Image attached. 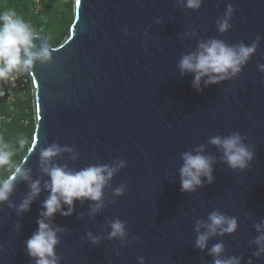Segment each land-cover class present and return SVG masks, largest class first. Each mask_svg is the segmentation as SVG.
I'll return each mask as SVG.
<instances>
[{
  "label": "water",
  "instance_id": "obj_1",
  "mask_svg": "<svg viewBox=\"0 0 264 264\" xmlns=\"http://www.w3.org/2000/svg\"><path fill=\"white\" fill-rule=\"evenodd\" d=\"M233 6L224 33L217 20ZM74 19L63 42L53 48L43 33L36 50L47 45L51 59L34 62L30 80L35 132L22 161L29 180L17 178L9 200L0 202V264H36L26 241L49 196L41 150L61 151L48 167L80 171L90 166L119 168L104 189L103 207L74 201L71 215L57 212L59 264H213L209 250L223 243V258L264 264L256 256L255 225L264 223V0H202L199 9L184 0H74ZM256 52L236 76L219 83L193 85L181 74V58L210 39L252 45ZM239 133L254 158L244 170L231 169L212 137ZM34 144V146H33ZM203 146L214 180L194 192L181 191L183 153ZM39 181L41 191L30 210L19 205ZM126 185L124 194L115 189ZM9 205H12L11 207ZM67 211V206H63ZM219 211L235 217L237 230L216 234L207 247L195 246L196 222ZM126 222L127 237L109 239V225ZM201 231L205 229L201 228ZM88 233L99 238L93 244Z\"/></svg>",
  "mask_w": 264,
  "mask_h": 264
},
{
  "label": "clouds",
  "instance_id": "obj_2",
  "mask_svg": "<svg viewBox=\"0 0 264 264\" xmlns=\"http://www.w3.org/2000/svg\"><path fill=\"white\" fill-rule=\"evenodd\" d=\"M202 0H184V6L189 9H199ZM233 12V6L227 5L225 17L217 20V28L221 33L226 32L230 27L229 20ZM38 33L32 25L26 22L21 16L10 8L0 9V82L7 83L15 80L18 73H31L34 62L39 60L47 62L51 59L50 50L47 45H41L36 50L34 40L38 39ZM259 37L250 46L240 43L233 46L222 40L210 39L201 42L195 52L184 55L179 62L181 74L192 73L194 75L193 85L197 91H201V81L204 85L219 83L230 79L241 72L242 67L249 61L256 52ZM260 71H264V64L258 65ZM2 94V93H0ZM245 137L239 133H233L226 137H212L209 143L217 146L223 152L224 162L229 168L244 170L249 167L254 158V153L249 145L244 143ZM25 143L20 140L21 146ZM34 146V144H33ZM61 151L72 152L71 148L61 149L56 145L41 150L42 163L45 165L43 171L50 177L44 187L49 191L48 198L43 203V211L40 219L37 220L38 228L33 235L25 242L27 253L34 258L36 264H59L60 257L56 255L55 249L59 244L58 233L63 229L53 227L49 222L59 212L63 216L72 214L74 201L85 199L93 201V214L98 212L103 205L104 189L119 168L125 166L121 161L115 166L101 165L90 166L80 171H70L66 167H48L51 158ZM203 146L192 152L183 153V166L180 168L181 191L194 192L203 185L206 179L209 184L214 180L212 164L213 158L205 156ZM14 152L8 141L0 139V168H7L12 161ZM17 178L29 180L27 170L22 164H17L6 177L0 178V202L9 200L14 190ZM126 185L115 189V195L124 194ZM41 191L40 182L30 184V192L19 205L17 214L30 210V205ZM10 207L12 205H9ZM67 206V211L63 210ZM109 239H120L123 241L128 233L126 222L116 219L109 225ZM238 222L235 217H229L219 211H213L208 216V222H196L198 233L195 246L201 250L207 247L210 237L220 234H232L237 230ZM201 228L205 231H201ZM256 231L260 233L255 243L258 247L256 256L264 253V223L255 225ZM88 238L93 244L99 242V238L88 233ZM225 251L223 243H217L209 250V255L214 257L213 264H241L240 258H223ZM139 264H144V258L140 257ZM251 264V261H249Z\"/></svg>",
  "mask_w": 264,
  "mask_h": 264
},
{
  "label": "trees",
  "instance_id": "obj_3",
  "mask_svg": "<svg viewBox=\"0 0 264 264\" xmlns=\"http://www.w3.org/2000/svg\"><path fill=\"white\" fill-rule=\"evenodd\" d=\"M74 0H0V9H13L32 25L35 32L43 33L50 46H59L66 38L74 19ZM0 139L6 140L14 152L11 164L0 168V178L24 160L35 132L32 92L13 91L9 83L0 82ZM20 140H24L23 146Z\"/></svg>",
  "mask_w": 264,
  "mask_h": 264
},
{
  "label": "built area",
  "instance_id": "obj_4",
  "mask_svg": "<svg viewBox=\"0 0 264 264\" xmlns=\"http://www.w3.org/2000/svg\"><path fill=\"white\" fill-rule=\"evenodd\" d=\"M15 75H16V79L14 81L13 80L8 81L11 90L13 91L25 90L27 86L30 84L29 78L25 75H20L19 73Z\"/></svg>",
  "mask_w": 264,
  "mask_h": 264
},
{
  "label": "snow or ice",
  "instance_id": "obj_5",
  "mask_svg": "<svg viewBox=\"0 0 264 264\" xmlns=\"http://www.w3.org/2000/svg\"><path fill=\"white\" fill-rule=\"evenodd\" d=\"M77 2H78V0H77Z\"/></svg>",
  "mask_w": 264,
  "mask_h": 264
}]
</instances>
